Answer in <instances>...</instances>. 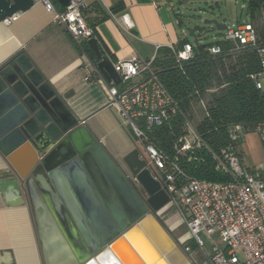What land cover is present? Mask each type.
I'll return each mask as SVG.
<instances>
[{"label":"water","instance_id":"water-1","mask_svg":"<svg viewBox=\"0 0 264 264\" xmlns=\"http://www.w3.org/2000/svg\"><path fill=\"white\" fill-rule=\"evenodd\" d=\"M55 1L62 8L69 4V0ZM33 4V0H0V21L25 13ZM225 22L204 20L189 36L196 43L206 26L223 31ZM87 44L103 80L118 86L121 79L97 40L89 39ZM69 98L24 51L0 67V155L14 176L15 194L30 205L44 264H90L146 218L152 219L156 232L167 239L181 263L190 264L156 217L169 198L145 168L138 150L133 148L119 165L70 110ZM57 153L61 156L50 171ZM120 166L135 178L144 199ZM150 243L157 249L156 243Z\"/></svg>","mask_w":264,"mask_h":264},{"label":"built area","instance_id":"built-area-1","mask_svg":"<svg viewBox=\"0 0 264 264\" xmlns=\"http://www.w3.org/2000/svg\"><path fill=\"white\" fill-rule=\"evenodd\" d=\"M91 0H69L64 10H57L51 0H39L44 10L52 15V22L69 37L83 58L86 76L84 81L95 80L104 86L106 104L116 111L119 123L133 138L139 158L145 162L152 178L168 195L167 208L175 211L177 222L185 229V236L178 243L191 259L193 252L186 241L201 251L205 264H264V165L246 168L241 162L239 147L245 131L240 125L229 127L231 146L221 152L219 166L230 180L213 183L186 176L174 161L157 150L149 142L147 131L178 113L179 107L167 93L154 74L152 60L145 61L137 55L113 64L121 79L118 86L107 84L96 64L92 63L82 49V43L94 38L93 30L87 25L83 10ZM16 16L2 22L9 25ZM220 41L232 45L230 53L253 51L258 59L259 71L251 75L255 88L263 92L264 42L248 21L225 22ZM176 59L187 60L191 46L181 50L170 48ZM209 54L220 53L218 46L207 49ZM204 107H201L203 109ZM184 136L178 140L177 153H183L198 143L194 121H185ZM254 131L259 137L264 157V121ZM134 182H136L133 177ZM164 211L161 210V212ZM210 252L205 253V242ZM221 242L219 246L215 240Z\"/></svg>","mask_w":264,"mask_h":264},{"label":"crops","instance_id":"crops-1","mask_svg":"<svg viewBox=\"0 0 264 264\" xmlns=\"http://www.w3.org/2000/svg\"><path fill=\"white\" fill-rule=\"evenodd\" d=\"M33 1V6L17 14L9 25L0 21V67L13 55L24 51L54 87L68 94L70 110L121 164V159L133 149L132 136L124 128L121 142L117 143L108 133L100 134L104 123L98 118H108L112 131L116 130L113 124L117 119L116 111L106 104L104 86L95 80L84 81L83 58L66 33L52 22V15L44 10L39 0ZM111 8L116 9L115 14L110 13ZM174 9L171 0H91L85 17L91 25L101 15L107 16L93 31L94 39L101 44L112 64L131 55L149 61L159 49L175 48L187 37ZM203 106L202 101L195 107ZM60 156L54 155L50 171L56 167ZM13 180L10 167L0 155V264H44L30 205L26 199L20 202L13 190ZM164 217L165 226L174 231L177 221ZM157 257L155 262L160 259L168 264L161 254Z\"/></svg>","mask_w":264,"mask_h":264},{"label":"trees","instance_id":"trees-1","mask_svg":"<svg viewBox=\"0 0 264 264\" xmlns=\"http://www.w3.org/2000/svg\"><path fill=\"white\" fill-rule=\"evenodd\" d=\"M52 1L57 10H64L55 0ZM245 7L247 21L253 25L258 39L264 42V26H255L262 17L264 0H247ZM87 9L82 12L85 21ZM109 11L115 14L116 9ZM106 18V15H101L93 24L87 25L93 30ZM185 44L191 46V56L187 60L176 59L169 48L159 49L152 60L154 74L179 110L161 125L147 131V137L152 146L174 161L189 178L223 184L230 180L219 166L223 159L221 152L232 145L229 127L240 125L245 132H253L257 124L264 121V95L250 78L259 71L258 59L253 51L230 53L231 43L223 41L198 44L197 40L190 44L184 38L175 49L181 50ZM98 45L105 55L99 42ZM213 45L219 47V54H209L207 49ZM81 46L90 61L96 64L98 60L87 41ZM232 58L233 64L227 65L226 62H231ZM214 85L220 88L219 93L208 96ZM202 101L201 118L194 122L198 143L183 153H177L178 140L185 134V121H194L195 106Z\"/></svg>","mask_w":264,"mask_h":264},{"label":"rangeland","instance_id":"rangeland-1","mask_svg":"<svg viewBox=\"0 0 264 264\" xmlns=\"http://www.w3.org/2000/svg\"><path fill=\"white\" fill-rule=\"evenodd\" d=\"M178 1L180 4H178ZM172 5L174 6V10L178 12L177 16L180 22L182 23V28L185 31L186 40L190 44H194L193 38L189 36L190 30L194 26H202V22L204 20H215L216 22H221L222 19H225L226 22H235V21H247L246 15V3L247 0H171ZM257 28L264 26V10L262 12V17L255 23ZM221 31H216L213 25L206 26L205 31L198 39V44H212L220 41ZM234 58H232L231 62H226L227 65L233 64ZM261 83L264 90V80L261 79ZM220 88L217 85H214L209 91L208 96L216 95L219 93ZM201 118V107H195L194 109V122ZM100 122L104 123V127L100 131L102 133H108L109 138L114 140V142H121V133L124 134V128L116 119L114 121L115 131H112V125L110 120L105 116H101L98 118ZM106 121V123H105ZM112 129V130H111ZM240 152L243 157L244 165L248 168L261 167L264 165V157L261 150V143L259 141V137L256 132H245L243 136V141L240 145ZM133 148H135L133 142ZM175 211L172 208H167L164 211H160L158 213V217L163 219L164 216H168L169 221L177 218L174 216ZM169 228V226H168ZM174 231H171V234L175 241L185 236V229L181 223L177 222L175 225ZM203 241L205 242V246L203 247V251L205 253L210 252V245L206 242L205 236H202ZM219 246H222L221 242L215 240ZM186 244L191 246L193 256L191 257V264H205L203 257L201 255V251L192 247L193 243L191 241H186ZM183 248V245H181Z\"/></svg>","mask_w":264,"mask_h":264},{"label":"bare ground","instance_id":"bare-ground-1","mask_svg":"<svg viewBox=\"0 0 264 264\" xmlns=\"http://www.w3.org/2000/svg\"><path fill=\"white\" fill-rule=\"evenodd\" d=\"M144 232L150 235L152 243L157 244V249L153 247L154 245L152 246ZM126 237H121L111 243L108 250L101 253L98 259L90 264H163L160 259L155 262L160 252L168 264L181 263L178 254L174 253L171 248L169 249L170 245L167 239L162 238L161 234L156 232L151 218H146L139 226L131 229Z\"/></svg>","mask_w":264,"mask_h":264},{"label":"flooded vegetation","instance_id":"flooded-vegetation-1","mask_svg":"<svg viewBox=\"0 0 264 264\" xmlns=\"http://www.w3.org/2000/svg\"><path fill=\"white\" fill-rule=\"evenodd\" d=\"M119 165H121L119 163ZM120 170L123 173V175L127 178L128 182L130 183V185L134 188V190L137 192L138 196L140 197V199H144L145 195L143 193V191L140 189V187L138 186V184L136 182H134L133 177L130 176L131 174L123 167L120 166ZM158 215V214H157ZM156 215L157 219L160 221V224H162V226L167 230V233L169 235V237L175 241V239L173 238L171 231L165 226V220L166 218L163 217V219H160L158 216ZM81 237V236H80ZM177 242V241H176ZM177 245V244H176ZM179 248V251L186 257V259L188 260V262L191 264V260L189 259L188 256H186V254L183 251V248L179 245H177Z\"/></svg>","mask_w":264,"mask_h":264}]
</instances>
